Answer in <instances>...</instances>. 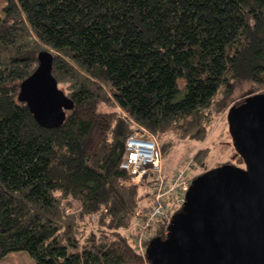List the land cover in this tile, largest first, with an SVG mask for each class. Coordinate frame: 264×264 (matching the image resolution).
Instances as JSON below:
<instances>
[{
  "label": "trees",
  "instance_id": "trees-1",
  "mask_svg": "<svg viewBox=\"0 0 264 264\" xmlns=\"http://www.w3.org/2000/svg\"><path fill=\"white\" fill-rule=\"evenodd\" d=\"M3 11L0 258L144 264L123 229L152 182L121 167L126 140L142 127L165 155L206 138L208 108L264 93V0H4ZM42 51L74 102L58 127L19 99Z\"/></svg>",
  "mask_w": 264,
  "mask_h": 264
},
{
  "label": "water",
  "instance_id": "water-1",
  "mask_svg": "<svg viewBox=\"0 0 264 264\" xmlns=\"http://www.w3.org/2000/svg\"><path fill=\"white\" fill-rule=\"evenodd\" d=\"M21 84L38 122L61 126L74 102L52 73L50 52ZM228 121L245 166L223 164L192 180L166 238L148 246L150 264H264V93L229 109Z\"/></svg>",
  "mask_w": 264,
  "mask_h": 264
},
{
  "label": "built area",
  "instance_id": "built-area-1",
  "mask_svg": "<svg viewBox=\"0 0 264 264\" xmlns=\"http://www.w3.org/2000/svg\"><path fill=\"white\" fill-rule=\"evenodd\" d=\"M191 165L167 174L157 138L142 127L135 129L126 140L121 167L129 172L132 183L139 184L144 177L152 182L150 194L123 229L144 264H150L147 254L150 241L167 237L175 213L184 205L193 180L189 178Z\"/></svg>",
  "mask_w": 264,
  "mask_h": 264
},
{
  "label": "rangeland",
  "instance_id": "rangeland-1",
  "mask_svg": "<svg viewBox=\"0 0 264 264\" xmlns=\"http://www.w3.org/2000/svg\"><path fill=\"white\" fill-rule=\"evenodd\" d=\"M3 3L4 0H0V14H3ZM254 88V87H253ZM239 91L238 97L241 95ZM239 99L237 100V102ZM230 106L224 111L218 113L212 107L206 110V115L211 117V120L208 122L209 133L204 140L198 143L191 142H181L172 146L169 151H166V154L163 153V147L160 140L158 143L160 145L162 154H163V164L167 174H173L176 170H181L185 168L188 164L194 161L191 166H193L189 171V178H196L197 176L203 174L204 165L200 164V161L196 160V155L199 151L207 149V159L206 168H215L217 166L223 165L226 161H230L232 165L244 166L245 164L241 163L237 159V154L235 153V148L233 146V137L230 132V125L228 121V112ZM190 144V145H189ZM210 170V169H209ZM208 171V170H207ZM206 171V172H207ZM0 264H38L35 258L25 250L12 251L0 258Z\"/></svg>",
  "mask_w": 264,
  "mask_h": 264
}]
</instances>
